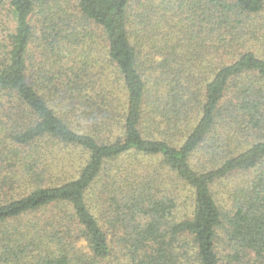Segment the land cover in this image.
Segmentation results:
<instances>
[{
    "label": "trees",
    "instance_id": "trees-1",
    "mask_svg": "<svg viewBox=\"0 0 264 264\" xmlns=\"http://www.w3.org/2000/svg\"><path fill=\"white\" fill-rule=\"evenodd\" d=\"M0 264H264V0H0Z\"/></svg>",
    "mask_w": 264,
    "mask_h": 264
}]
</instances>
